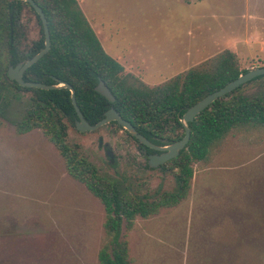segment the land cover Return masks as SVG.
I'll return each instance as SVG.
<instances>
[{
    "label": "rangeland",
    "instance_id": "obj_1",
    "mask_svg": "<svg viewBox=\"0 0 264 264\" xmlns=\"http://www.w3.org/2000/svg\"><path fill=\"white\" fill-rule=\"evenodd\" d=\"M79 3L102 43L148 58L146 77L154 81L214 57L231 47L230 38L242 67L264 66V0ZM18 21L23 56L41 26L29 8ZM173 55L179 58L171 66ZM258 88L254 83L246 92ZM10 91L0 97V264H101L103 203L68 173L40 128L17 133L30 93ZM67 139L101 174L122 179L139 195L152 198L178 187L169 168H146L144 150L116 126L80 132L68 123ZM106 148L114 152L113 163ZM194 168L185 200L138 218L127 230L129 264H264V127L234 129Z\"/></svg>",
    "mask_w": 264,
    "mask_h": 264
},
{
    "label": "trees",
    "instance_id": "obj_2",
    "mask_svg": "<svg viewBox=\"0 0 264 264\" xmlns=\"http://www.w3.org/2000/svg\"><path fill=\"white\" fill-rule=\"evenodd\" d=\"M35 1L47 17L51 47L23 77L27 81L48 84L56 83V77L73 85L78 105L91 124L103 119L105 112L113 107L155 144L161 145L167 139L179 140L186 132L181 122L186 110L249 70L241 66L237 53L227 48L151 86L135 74L125 72L124 66L105 51L78 0ZM26 8L36 15L41 36L33 42L30 51L21 56L16 42L22 36L18 20ZM44 45V29L35 9L24 0H0V97L10 90L30 93L26 116L16 124V131L25 134L40 128L64 158L68 173L103 203L105 238L99 251L100 263L129 264L127 230L133 229L137 219H148L185 200L192 188L194 163L208 161L212 150L234 129L264 127V75L218 98L189 123L188 144L165 164L174 171L177 189L148 198L146 194L142 196L132 191L131 185L122 179L101 174L93 162L69 144L68 123L76 127L78 118L69 88L24 87L9 77L11 65L32 57ZM100 80L112 91L114 102L95 89ZM254 83L259 85L257 92L247 93L246 88ZM106 125L124 130L138 142L140 149L156 152L140 143L117 121ZM179 129L181 131L176 132Z\"/></svg>",
    "mask_w": 264,
    "mask_h": 264
},
{
    "label": "water",
    "instance_id": "obj_3",
    "mask_svg": "<svg viewBox=\"0 0 264 264\" xmlns=\"http://www.w3.org/2000/svg\"><path fill=\"white\" fill-rule=\"evenodd\" d=\"M24 1L28 2L35 9L36 13L39 15L41 19L42 26L44 29L45 45L40 49L38 53H36L32 57L25 58L24 60L19 62L16 66L11 65L8 69L9 77L12 80L17 81L18 84L24 87H37L42 89L69 88L71 91L72 103L78 114V118L76 120L77 130H79L80 132L95 131L112 121H117L119 125H121L124 129H126L133 137L139 140V142H141L142 144H145L146 146L153 149L164 151L160 155L159 154L150 155L149 163L152 166H157L158 164L164 163L179 155L180 151L186 147L191 137V128L189 126V123L194 121L201 111H203L205 108L211 105L218 98L225 96L226 94L232 92L239 86L246 84L248 81L254 79L255 77L264 75V66H258L249 69L247 72L242 73L239 77L227 83L222 88L206 95L204 98H202L201 100L190 106L184 113L181 122L186 129L185 135L180 140H177L175 142H170L168 145L165 146H159L154 142H152L151 140H149L147 137H145L142 133H140L129 120L123 118L120 115V113L113 107L109 108L105 112L104 118L101 119L99 122H97L96 124L89 123L84 117V114L82 113L78 105L75 88L73 87V85H71L65 80L57 79L56 77H54L56 83L48 84L39 81H27L24 79L23 77L24 72L34 63H36L39 59H41L49 51L51 47L50 28L45 12L43 11L42 7L39 6V4H37L35 0H24ZM95 89L104 96H106L111 102H114L116 100L112 91L103 80L99 81ZM102 144H103V139L101 138L100 145ZM107 154L110 156L111 161L113 162L114 152L111 148L107 150Z\"/></svg>",
    "mask_w": 264,
    "mask_h": 264
},
{
    "label": "crops",
    "instance_id": "obj_4",
    "mask_svg": "<svg viewBox=\"0 0 264 264\" xmlns=\"http://www.w3.org/2000/svg\"><path fill=\"white\" fill-rule=\"evenodd\" d=\"M79 2V0H78ZM80 4V3H79ZM81 6V5H80ZM82 8V7H81ZM83 10V9H82ZM85 13V12H84ZM86 15V14H85ZM87 17V15H86ZM87 19L89 20V17H87ZM90 22V20H89ZM91 26H92V23L90 22ZM93 27V26H92ZM94 29V28H93ZM96 32V31H95ZM97 34V32H96ZM98 36V34H97ZM99 37V36H98ZM100 41H101V38L99 37ZM236 39L234 38H230L227 43L230 44L231 47H229L228 49H231L233 50L232 48V45H235L237 43H235ZM102 43V42H101ZM105 51L111 55L112 57H114L115 53L118 52V51H115L111 45L108 46L104 43H102ZM131 50H133L131 48ZM234 51V50H233ZM119 53V52H118ZM120 54V53H119ZM174 56V57H173ZM173 56H170L171 59H170V62H171V66H173L174 62H173V59H178L179 56L178 55H173ZM115 58V57H114ZM207 57H202V59H197L195 60V62H201L203 60H205ZM209 58V57H208ZM116 60H118L125 68V72H130V73H133L135 74L136 76H138L140 79H142L144 82H146L147 84L151 85V86H154V85H158V84H161L165 81H167L168 79H170L171 77L177 75V74H180V73H183L185 72L186 70H188L191 66L190 65H186V67L183 69H177L176 71L174 72H171L169 75L163 77L162 79H159V80H152V79H149V77H146L147 76V64H148V58H144L143 60L141 58H139L137 55H135L134 53H125V52H121V54L119 55V58H115ZM191 64V63H190Z\"/></svg>",
    "mask_w": 264,
    "mask_h": 264
},
{
    "label": "flooded vegetation",
    "instance_id": "obj_5",
    "mask_svg": "<svg viewBox=\"0 0 264 264\" xmlns=\"http://www.w3.org/2000/svg\"><path fill=\"white\" fill-rule=\"evenodd\" d=\"M135 138V137H134ZM103 139V138H102ZM135 140V139H134ZM180 140V139H179ZM136 141V140H135ZM139 141V140H138ZM177 141V140H176ZM170 142H175V140H172V139H167V140H165V141H163V144H161V145H159V146H165V145H168ZM141 143V142H140ZM103 145V144H102ZM102 145H100V146H102ZM158 145V144H157ZM109 148H106V154H107V150H108ZM153 149V148H152ZM142 150H144V154L145 155H147V163H145V166H146V168H150V169H164V170H168L167 169V167H165V164L169 161H166V162H164V163H161V164H158L157 166H152V165H150V163H149V161H150V159H149V157H150V155H152V154H162L164 151L163 150H157V149H153V150H155L156 152H147L145 149H142ZM107 156H109L108 154H107ZM109 158H110V156H109ZM173 159V158H172ZM171 160V159H170ZM110 162L111 163H113L112 161H111V158H110ZM169 171V170H168ZM167 171V172H168Z\"/></svg>",
    "mask_w": 264,
    "mask_h": 264
}]
</instances>
